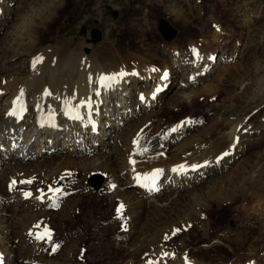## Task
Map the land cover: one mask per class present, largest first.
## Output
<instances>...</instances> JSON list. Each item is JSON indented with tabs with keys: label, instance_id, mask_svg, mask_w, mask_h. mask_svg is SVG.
Listing matches in <instances>:
<instances>
[{
	"label": "rangeland",
	"instance_id": "obj_1",
	"mask_svg": "<svg viewBox=\"0 0 264 264\" xmlns=\"http://www.w3.org/2000/svg\"><path fill=\"white\" fill-rule=\"evenodd\" d=\"M112 10L119 11L116 19ZM161 18H165L177 30L174 39L165 40L160 30ZM84 25L88 28L86 35L81 30ZM93 27L100 28L103 33V39L96 44L86 40L90 37ZM192 41L200 46L204 56L203 62L197 68L192 65V59H189L188 43ZM103 42L107 44L98 53L108 48L109 52H118L117 55L122 57L131 54L134 55H131L132 57H142V62L148 61L158 65L159 69L165 59L172 67L169 70L171 76L168 78L172 82L169 88L162 89L163 97L159 105L149 113L159 109L162 111L150 120H145L142 118L143 114L139 113L126 124L123 123L117 135L113 130V137L116 136L120 144H129L134 134L143 132V149L140 155L144 156L150 150L170 149L192 135L201 134L200 139L207 136L205 142L212 143L217 128L227 132L233 121L243 119L239 138L244 145L240 154L231 157L237 152L236 149L232 155L223 156L229 159L225 169L214 171L205 180L222 184L228 170L238 164L235 168L239 175L243 173L246 176L243 182L247 191L243 192V196H248L261 187L264 183V0H4L0 4V84L29 76L33 67L31 58L45 48L55 51L58 49H54L55 45L62 47L61 49L70 46L73 52L81 49L80 45H87L83 49L89 56L92 54V47L98 49ZM167 46L176 47L182 57H185L175 68L172 66L174 61L165 53ZM86 48L90 51L87 52ZM56 51L55 58L58 56V50ZM211 53L222 62L214 64V68H211L201 82L194 83L198 71L205 67L209 60L208 54ZM207 83L211 89L205 91L204 86ZM196 90L198 92L194 94ZM133 91L129 104H134L137 99L136 88ZM139 99L142 98L139 96ZM121 105L119 103V106ZM4 106L3 97L0 98V113L5 109ZM182 124H186L185 128L188 127V135L173 140L172 136L168 135V130L175 127L180 130L183 128ZM52 155L50 154L49 159H55V169L52 168L45 174H39L40 171L30 172L35 180L30 179V183L34 181L42 184L41 186L49 191L53 188L57 190V181L60 177H65L61 187H64L62 193H65V196L55 197L56 201L50 196L46 202L52 201L53 205L44 208L42 204L38 207L35 205V197L27 200L24 194V204L11 208L9 214L0 213V217H11L12 225L2 236L14 241L11 247L12 256L17 257L15 264H53L51 261H54V264H135L140 252L147 247L142 246L141 242L128 245L125 237L120 234L127 210L115 195L120 188L110 189L111 180L108 175L111 171L108 168L112 166H102L106 172L99 170L85 174V171L78 169L66 174L67 170H60L57 165L60 159H65L68 154ZM17 160L18 163L20 159ZM113 161L115 170L123 166L120 152L115 153ZM11 164L13 160L6 163L3 169ZM243 166H246V170H242ZM59 171L64 174L58 178L59 175L56 174ZM19 174L20 171L16 173ZM54 176L55 182H49ZM19 183L22 184L20 180ZM23 184L30 186L26 191L27 195L30 190L33 195L32 184ZM196 186V189L173 188L169 196L163 190L158 193L155 201L151 200L156 207L167 205L165 214L162 212L160 215L168 218V226L172 221L170 217L180 222L189 216L190 222L182 227V232L177 231L176 224L171 225L172 242L181 252L180 255L196 247L198 255H201L202 250H209L205 257L214 264H246L250 261L253 263L255 258V264H264L262 209L249 208V214L244 215L243 210L242 215L238 209L248 208L252 203L247 202L241 206L243 200L239 196L236 202L238 205H234V209L228 207L226 201L211 202L212 206L206 209L205 216H202L196 212L200 205L193 203L194 199L188 195L201 188L200 184ZM204 188L203 185L201 190H205ZM54 195L57 196L53 192ZM189 198L191 204L187 203ZM29 202L35 206H31L27 211ZM145 202L146 206H141V216L144 215L143 218L147 220L150 228L149 221L154 217L156 209L150 200L146 199ZM39 208L41 211H47L42 212L37 219L30 218L27 221L28 214L25 212L34 209L40 211ZM145 208L148 219L143 212ZM44 214L47 219L43 217ZM160 215H157L156 224L151 227L158 226L159 218H162ZM126 217L128 219V216ZM37 224L48 225L51 229L49 238L44 237V241L39 243L34 234L36 231L40 234L42 227L37 230ZM239 232L243 233L245 240L244 246H240L242 249L233 241L239 236ZM145 245H149V242H145ZM230 248H234L233 252ZM38 251L43 253L36 255Z\"/></svg>",
	"mask_w": 264,
	"mask_h": 264
},
{
	"label": "bare ground",
	"instance_id": "obj_2",
	"mask_svg": "<svg viewBox=\"0 0 264 264\" xmlns=\"http://www.w3.org/2000/svg\"><path fill=\"white\" fill-rule=\"evenodd\" d=\"M3 1L1 0L0 4ZM87 44L90 43L87 42ZM106 44L103 42L98 49L91 46L93 50L89 56L84 53L83 49L87 45H80L81 49L73 52L70 46H64V49H61L62 47L55 45L54 49L58 47L56 49L58 50L57 58L54 57L56 50L55 52L45 48L41 53L32 55L31 65L33 67L29 76L24 79L7 80L0 84V98H5V109L0 113V213L9 214L11 208H17L21 203L24 204V194L27 200L35 197L37 202L35 205L38 207L42 204L44 208L53 205L52 201L46 202L50 196L53 200L58 196L64 197L65 193H62L64 187L58 190L53 188L49 191L41 186L42 184L39 185L34 182L30 172L40 171L39 174H45L46 171L55 169V159H49L50 154H53L52 156L68 154L65 159H60L57 165L60 170L66 169V174L71 170L77 171L78 169L85 171V174L91 171H105V166H112L108 168L111 171L108 175L110 176L109 180H111L109 182L110 189L111 187L120 188V191L115 195L119 197L118 200L127 210L126 215H123L125 218L123 223L125 222V224H123L124 227L120 234L125 237L128 245L141 242L142 246L147 247L140 252L135 264H214L205 257L209 250H202L201 255H198L195 247L186 252L182 251L183 253L180 255L181 252L172 242L173 227L171 225L176 224L177 229L182 232V227L190 222L189 216L180 222H176L174 218L170 217L172 221L169 222L170 226H168L166 225L168 218L165 215L163 217L160 215L162 212L165 214L164 209L167 205L156 207L151 200L156 199L158 193L163 190L167 193L166 195H170V190L173 188L182 187L186 189L200 184L199 187L202 188L204 185L205 190L202 191L200 188L188 195L194 199L193 203L200 205L196 212L202 216H205V210L212 206L211 202L222 201L223 203L226 201L228 207L234 209L239 196L243 200L241 206L247 202L252 204L248 208L238 209V212L244 210V215H247L249 214L247 209L258 210L257 207H260L264 213V183L252 194L243 196L245 194L243 192L247 191V186L243 182L246 176L243 173L239 175V171L235 168L238 167V164L228 170L225 174L226 179L222 184H218L217 181L206 182L205 180L214 171L216 172L220 168L225 169L229 161L228 155H232L236 149L237 152L231 157L234 158L240 154L244 145L239 138L241 124H244L243 119L242 121L235 120L233 124L231 122L229 125L232 124V126L227 132L217 128L216 133L213 134L214 141L212 143H208L207 140V143L205 142L207 136L200 139L201 134L192 135L177 145L172 146L170 144L172 146H169L170 149L150 150L149 153L141 156L143 132L134 134L131 142L125 145L120 144L116 136L113 137L115 135L113 132L115 131L117 135L122 124H126L139 113L143 114L142 118L145 120H150L162 111L159 109V111L149 113L159 105L163 97L162 92L164 90L162 88H169L172 82L168 79L171 76L169 70L172 67L165 59L162 60V68L159 69L158 65L148 61L142 62L144 61L142 57H132L133 54L122 57V55H117L118 52H109L108 48L98 53ZM188 45L189 59H192V65L197 68L203 62L204 56L200 51V46L194 41L189 42ZM178 50L174 46H167L165 49L167 56L169 55L170 59L174 61L173 68L185 60V57H182V53ZM208 58L205 67L198 71L194 83L201 82L214 64L218 65L222 62L219 58L214 57V53L208 54ZM114 74H118L115 77L117 81L103 82L104 78ZM204 87L205 91L211 89L208 83ZM134 88L137 91V99L134 104H129ZM197 92L196 90L194 94ZM139 96L142 99H139ZM119 103L122 105L119 106ZM41 119H49L55 124L41 126L39 125ZM182 125L180 126L182 127ZM185 125L180 129L181 131L178 127L169 129L168 135L172 136L173 140L184 138V135L189 131L186 130L188 127L185 128ZM101 150L102 152H100ZM119 152L122 156L123 166L119 168L120 170H115L113 158H115V153ZM223 156L227 157L223 158ZM17 158L20 159L18 163ZM11 160H13V164L3 169L6 163ZM99 160L102 161L99 162ZM193 165L198 167L194 168ZM245 167L243 166L242 170H246ZM17 170L20 171L19 175H16L19 172ZM57 173L58 178L64 174L62 171ZM234 174L236 177H232ZM56 176L53 180L48 181L55 182ZM67 176L72 177L71 175ZM21 178L24 179L23 182L32 184L33 195L32 193L27 195L26 191L30 186L23 184ZM30 179L34 181L30 183ZM6 180L7 184H5ZM19 180L22 184L19 183ZM194 189L196 188L194 187ZM53 192L57 196H53ZM190 198L187 200L189 204H191ZM146 199L150 200L156 209L154 217L149 221L151 226L156 224L157 215L162 217L159 218L157 227L150 226L149 228L147 220L143 218L144 215L141 216L143 210L141 206H146ZM32 202H29L27 211L31 206H35L31 205ZM39 209L40 211L34 209L31 212H25L28 214L27 221L30 218L35 220L37 216L43 214L42 212L47 211ZM143 212L146 214L145 218L148 219L149 215H147L146 208ZM243 213L241 212L242 215ZM43 217L47 219L45 214ZM10 219L11 217L8 215L0 217V264H15L17 262V257L12 256L11 246L14 241L8 238L4 239L2 236L8 232L10 225H12ZM47 226L38 225L36 227L37 230L42 227L39 231L40 234H37V231L34 234L38 243L44 241L45 238H39V236ZM49 234L50 227L46 236ZM233 241L239 245V249H242L240 246H244L245 242L243 233L239 232V236ZM145 242H149V245L146 246ZM230 250L233 252L234 248H230ZM41 253L43 252L38 251L36 255ZM256 260L257 258L253 260V263L250 261L246 264H255ZM51 262L55 263L54 261ZM128 264H133V262H128Z\"/></svg>",
	"mask_w": 264,
	"mask_h": 264
},
{
	"label": "water",
	"instance_id": "obj_3",
	"mask_svg": "<svg viewBox=\"0 0 264 264\" xmlns=\"http://www.w3.org/2000/svg\"><path fill=\"white\" fill-rule=\"evenodd\" d=\"M112 15L113 17L116 19L119 15V11L118 10H112ZM82 32L86 35L88 32L87 26L84 25L81 28ZM160 30L163 33L164 37L166 40H172L175 38L176 34H177V30L167 21L165 20V18H161L160 19ZM103 38V34L100 28L97 27H93L90 30V37H87V41L90 43H98L99 41H101ZM87 52L90 51L89 48L85 49ZM65 180L62 179L59 183L58 186H61L63 184Z\"/></svg>",
	"mask_w": 264,
	"mask_h": 264
},
{
	"label": "snow or ice",
	"instance_id": "obj_4",
	"mask_svg": "<svg viewBox=\"0 0 264 264\" xmlns=\"http://www.w3.org/2000/svg\"><path fill=\"white\" fill-rule=\"evenodd\" d=\"M181 168H183V166H180ZM192 167H198L197 165H193ZM123 207V206H122ZM177 231H179V229H177Z\"/></svg>",
	"mask_w": 264,
	"mask_h": 264
}]
</instances>
